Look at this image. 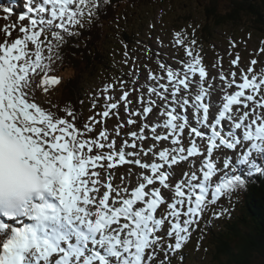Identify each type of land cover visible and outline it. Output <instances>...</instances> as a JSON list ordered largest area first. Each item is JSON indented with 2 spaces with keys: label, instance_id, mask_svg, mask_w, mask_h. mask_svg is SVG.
<instances>
[{
  "label": "snow or ice",
  "instance_id": "obj_1",
  "mask_svg": "<svg viewBox=\"0 0 264 264\" xmlns=\"http://www.w3.org/2000/svg\"><path fill=\"white\" fill-rule=\"evenodd\" d=\"M109 6L110 0L0 4V264H172L177 254L182 264V249L205 213L228 214L219 202L264 175V68L253 67L264 62L252 59L238 75L225 73L218 58L217 86L194 34L184 30L172 38L184 52L179 67L157 54V70L143 65L144 82L125 50L133 87L127 90L123 79L106 85L99 119L78 127L70 106L45 107L61 82L53 65L66 38ZM260 44L257 55L264 54ZM240 60L236 53L233 69ZM117 86L118 98L108 94ZM112 116L114 129L96 132Z\"/></svg>",
  "mask_w": 264,
  "mask_h": 264
},
{
  "label": "rangeland",
  "instance_id": "obj_2",
  "mask_svg": "<svg viewBox=\"0 0 264 264\" xmlns=\"http://www.w3.org/2000/svg\"><path fill=\"white\" fill-rule=\"evenodd\" d=\"M225 1H221V11L227 9ZM20 10L18 8L17 11ZM203 11V4L198 5L196 0H141L139 3L124 1L120 5L117 18L111 25L106 27L109 30V34H107L109 41L105 39L104 44H99V49L102 48L106 60L103 65L98 67L99 71H96L95 75H88V93L86 95L88 101L85 103L86 110L83 111L84 121L88 122L90 116H95L96 119H99V116L96 114L104 110L105 100L102 92L106 85L115 83L118 79H123L128 81L126 89H132L133 84L131 81L134 79V75L131 74L132 63L131 61L128 64L123 62L125 59L123 55L125 50L129 52L131 57L136 58V69L141 77V82L147 80L148 74L147 68L143 65L150 64L153 70H157V54L167 64L173 67H179L178 59L184 58V52L183 49L177 51L172 46L173 34L184 30L188 33L189 38H193L194 31L197 32L199 30L197 27L199 26L201 28L205 22L206 17ZM188 14H191V17H183ZM179 17L180 19L177 20ZM17 19V16L14 15L11 20L16 21ZM4 23V20L0 22V26ZM254 24L260 26L253 21L251 15L244 13L242 14L240 25L228 24L220 28L215 27V37L210 41H204V46H201V43L198 44V41H196L198 44L197 49H202L201 55L206 59L204 63L210 75L217 77V86H219V69L213 68L212 65L219 63L218 58H222L225 73H228L230 70H235L238 75L241 68L246 70L250 66L252 59H258L264 62V54H256L257 50L261 47L260 41L264 40V31L259 30ZM124 30L127 34L132 31L134 32L126 37L122 33ZM15 35L16 33H13L14 37ZM147 38L150 41H147ZM132 40H135L138 45L136 43L133 44L134 42ZM230 41H235L238 47L235 49L230 48ZM125 45L127 49H125ZM149 51L151 58H149ZM229 52H231V56ZM236 53H239L241 60L239 67L233 69L231 60L235 58ZM253 67L258 73L264 68V63ZM66 72L72 74L70 69H67ZM144 91L146 92L147 89L145 88ZM108 94L118 98L121 94L119 86H117L115 91H110ZM138 96V92H133L129 98L135 103ZM49 97V95L46 97L45 107L54 105ZM219 98V94L216 92L212 93L211 99L213 101H217ZM94 102L96 105L95 108L93 107ZM53 110L55 111V109ZM120 116L126 122L127 118L122 107L120 108ZM117 123L116 117L112 116L106 120L105 125H98L96 132L103 126L112 130ZM129 130H135V126H132L131 129H123L124 132ZM183 167L185 170L187 169V165ZM180 170L179 167L176 168L177 172H180ZM121 171L123 172L124 169L122 168ZM192 244L197 249V252L194 253L193 251L191 258H184L182 264H214L212 257L205 251L207 249L204 246L205 244L203 247H198L194 243ZM184 248H189L190 251L193 250L192 245L190 246L188 242ZM172 262L173 264H181V261L176 256L172 257Z\"/></svg>",
  "mask_w": 264,
  "mask_h": 264
},
{
  "label": "trees",
  "instance_id": "obj_3",
  "mask_svg": "<svg viewBox=\"0 0 264 264\" xmlns=\"http://www.w3.org/2000/svg\"><path fill=\"white\" fill-rule=\"evenodd\" d=\"M126 0H110L106 12L87 26L84 32L67 37L60 49L63 64L70 68L72 74H67L62 80L60 95L56 100L63 109L70 106L78 115V125L82 124L79 111L80 88L82 75H93L99 64H104L105 53L99 44L105 43L106 24H111L117 16V8ZM139 3L141 0H127ZM198 5L203 4L205 22L196 32V38L210 41L215 37V27L223 25H240L242 14L253 17V21L264 31V0H196ZM221 1L226 2L225 10L221 11ZM191 17V14L183 16ZM177 18V20H179ZM125 35L126 33L123 32ZM195 35V31H194ZM127 36V35H126ZM219 205L229 209V213L220 219H211V212L205 213L199 227L193 232L188 244L193 247L182 249L184 258H191L195 246L207 247L205 250L212 257L214 264H264V175H255L249 178L246 190L235 194L231 201L222 199ZM217 210H219L217 208ZM205 221H210L205 224ZM204 247V248H205ZM162 255V254H161ZM180 254L176 255L179 259ZM180 260V259H179ZM173 264V262H172Z\"/></svg>",
  "mask_w": 264,
  "mask_h": 264
},
{
  "label": "bare ground",
  "instance_id": "obj_4",
  "mask_svg": "<svg viewBox=\"0 0 264 264\" xmlns=\"http://www.w3.org/2000/svg\"><path fill=\"white\" fill-rule=\"evenodd\" d=\"M1 4V3H0ZM2 4H4V3H2Z\"/></svg>",
  "mask_w": 264,
  "mask_h": 264
}]
</instances>
